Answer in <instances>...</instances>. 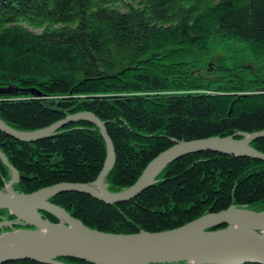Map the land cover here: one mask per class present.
Returning a JSON list of instances; mask_svg holds the SVG:
<instances>
[{
  "label": "trees",
  "instance_id": "trees-1",
  "mask_svg": "<svg viewBox=\"0 0 264 264\" xmlns=\"http://www.w3.org/2000/svg\"><path fill=\"white\" fill-rule=\"evenodd\" d=\"M221 47L226 56L212 62ZM252 62L264 64V0H0V119L29 132L93 112L114 145L105 178L112 193L135 184L176 141L264 130V72ZM250 146L264 153V137ZM0 152V189L12 178L4 156L18 171L13 188L21 194L92 184L109 156L105 137L87 119L33 142L0 130ZM48 200L92 229L159 232L231 206L264 212V160L192 152L128 202L78 192ZM3 219L16 216L0 208Z\"/></svg>",
  "mask_w": 264,
  "mask_h": 264
},
{
  "label": "water",
  "instance_id": "water-1",
  "mask_svg": "<svg viewBox=\"0 0 264 264\" xmlns=\"http://www.w3.org/2000/svg\"><path fill=\"white\" fill-rule=\"evenodd\" d=\"M80 119L94 123L108 143V154L113 151L112 162L108 163V157L104 169L94 183L62 182L34 193L20 194L12 188L13 183L18 180L16 176L7 185L6 191L0 190V208L9 210L23 221L27 220L14 210L44 200L45 206L38 209L41 221H48L42 216L41 211L54 214L53 210H58L77 223L78 228H70L71 225H67L53 231L22 228L2 232L0 264L18 260L67 264L58 260L59 257H72L96 264H152L176 258L199 260L188 264H264V236L251 237L246 233L252 229L264 230V212L231 206L220 212L207 213L174 229L159 232L110 233L84 225L66 209L47 199L58 193L78 192L108 204L128 202L149 189L167 164L192 152L214 151L264 160V153L250 146L252 141L264 137V130L252 133L237 132L233 136L224 138L176 141L173 146L161 152L147 165L135 184L119 193L108 191L105 184V178L115 162V150L105 123L93 112L82 111L68 115L65 119L33 133L14 130L0 119V130L21 141L33 142L46 138L59 127ZM5 162L13 169L7 159ZM5 221L0 223V229L12 223ZM222 224L227 226L209 229ZM26 230L27 233H24Z\"/></svg>",
  "mask_w": 264,
  "mask_h": 264
},
{
  "label": "bare ground",
  "instance_id": "bare-ground-1",
  "mask_svg": "<svg viewBox=\"0 0 264 264\" xmlns=\"http://www.w3.org/2000/svg\"><path fill=\"white\" fill-rule=\"evenodd\" d=\"M60 121V120H59ZM58 122V121H57ZM56 123V122H55ZM54 124V123H53ZM49 127V126H47ZM47 127H43L41 129H45ZM37 130L35 131H29V132H26V133H33V132H36ZM6 133V132H5ZM13 137V136H12ZM109 157V162H112L113 160V151L111 150L110 151V155L108 156ZM108 160V159H107ZM9 162V161H8ZM107 162V161H106ZM100 175V174H99ZM37 192V191H36ZM21 194V193H20ZM52 196V195H51ZM43 199V198H42ZM42 206H45L44 204V200H40L38 201L35 205H28L26 207H22V208H16L14 211L22 218L26 219L28 221L29 224H32V225H35L37 227H39L40 231L41 230H44V231H53V230H56L58 228H63L64 226H67V225H71L70 228H78V224L71 221L64 213H62L61 211H58V210H53L55 216L59 219V223H54V222H51L52 224H50L48 221H41L40 220V217L38 215V209ZM59 206V205H58ZM65 209V208H64ZM74 217V216H73ZM81 221V220H80ZM213 227V226H212ZM210 228V227H209ZM224 228V227H222ZM23 229H26L23 228ZM218 229V228H217ZM2 231V229H1ZM6 231H9V230H5L4 232ZM260 230H256V229H252V230H249V231H246V233H248L249 236L251 237H260V236H264V235H261V234H258ZM264 232V230H262ZM24 233H27V230L24 232ZM139 233V232H138ZM171 261H166V262H170V263H174V262H181V261H189L190 263L192 261H199L197 259H187V260H178V258L176 259H170ZM96 264V263H95Z\"/></svg>",
  "mask_w": 264,
  "mask_h": 264
},
{
  "label": "rangeland",
  "instance_id": "rangeland-1",
  "mask_svg": "<svg viewBox=\"0 0 264 264\" xmlns=\"http://www.w3.org/2000/svg\"><path fill=\"white\" fill-rule=\"evenodd\" d=\"M223 56H226V53H225V51H224V49L221 47V48H218L217 49V51H216V53H215V57L213 58V60H212V62H216L217 61V59L219 58V57H223ZM252 65L255 67V68H257V69H260L261 71H263L264 72V64L263 63H254V62H252ZM205 75H207V73H205V71L203 72ZM66 118V117H65ZM64 118V119H65ZM63 120V119H62ZM19 140V139H18ZM2 158H3V160L5 161V157L4 156H2ZM11 165V164H10ZM13 167V166H12ZM12 169V168H11ZM14 169V170H13ZM13 169H12V178L10 179V181L5 185V188L4 189H0V190H4V191H6V189H7V185L14 179V178H16V176L18 177V180L17 181H15L14 183H13V185L16 183V182H18L19 181V174H18V171H17V169H15L14 167H13ZM13 185H12V188H13ZM13 190H14V188H13ZM15 191V190H14ZM16 192V191H15ZM49 198V197H48ZM47 198V199H48ZM42 213V212H41ZM13 214V213H12ZM15 215V214H14ZM16 216V219H13V220H6V219H3V220H0V223H3L5 220V222H7V221H9V222H12L11 223V226L10 227H7V228H9L10 230H19V229H22V228H25L24 226H23V224L22 223H28V221H23L21 218H19L17 215H15ZM14 222H16V223H14ZM9 225V224H8ZM7 225V226H8ZM26 229H28V230H30V229H33V230H39L40 228L39 227H37V226H35L34 228H26ZM258 234H261V235H264V232L262 231V230H260L259 232H258ZM162 264H166V263H168V264H188V263H190L189 261H184V262H174V263H170V262H161ZM161 263H152V264H161Z\"/></svg>",
  "mask_w": 264,
  "mask_h": 264
},
{
  "label": "built area",
  "instance_id": "built-area-1",
  "mask_svg": "<svg viewBox=\"0 0 264 264\" xmlns=\"http://www.w3.org/2000/svg\"><path fill=\"white\" fill-rule=\"evenodd\" d=\"M10 226H11V224H10V225H8V226H7V225H5V226H4V228L2 229V232H4V231H5V228H6V227H10ZM9 230H10V229H9Z\"/></svg>",
  "mask_w": 264,
  "mask_h": 264
}]
</instances>
